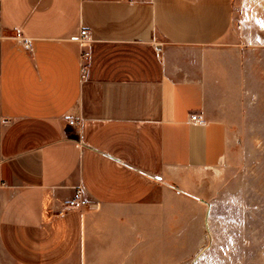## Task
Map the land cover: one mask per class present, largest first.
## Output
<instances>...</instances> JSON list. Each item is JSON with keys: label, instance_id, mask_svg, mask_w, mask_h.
I'll return each mask as SVG.
<instances>
[{"label": "crops", "instance_id": "1", "mask_svg": "<svg viewBox=\"0 0 264 264\" xmlns=\"http://www.w3.org/2000/svg\"><path fill=\"white\" fill-rule=\"evenodd\" d=\"M0 24V264H158L170 237L175 262L160 216L191 221L192 176L229 159L235 0H0Z\"/></svg>", "mask_w": 264, "mask_h": 264}, {"label": "rangeland", "instance_id": "2", "mask_svg": "<svg viewBox=\"0 0 264 264\" xmlns=\"http://www.w3.org/2000/svg\"><path fill=\"white\" fill-rule=\"evenodd\" d=\"M235 6L240 46L225 51L209 101L229 128L228 163L192 176L191 221L177 215L166 226L160 216L154 231H175L176 244L175 262L170 237L169 259L158 264H264V0Z\"/></svg>", "mask_w": 264, "mask_h": 264}, {"label": "built area", "instance_id": "3", "mask_svg": "<svg viewBox=\"0 0 264 264\" xmlns=\"http://www.w3.org/2000/svg\"><path fill=\"white\" fill-rule=\"evenodd\" d=\"M3 35V27L0 24V37H2ZM79 42L81 44H86L88 43L89 39H88V31L86 29L82 30L79 36ZM23 45L25 47H30V41L27 39H22ZM81 57L82 60H87L89 58V52L88 51H83L81 53ZM83 74L86 72L87 69V64L85 61H83ZM191 121L196 122V123H204L205 120L203 118L202 115H192L191 117ZM69 124L71 126H77L78 122L75 120L70 119L69 120ZM90 205V201L88 198H86L83 195V189L82 187H78L77 190L75 191L73 197L71 199H69L68 201L65 202V206L69 207V208H85L87 206Z\"/></svg>", "mask_w": 264, "mask_h": 264}]
</instances>
